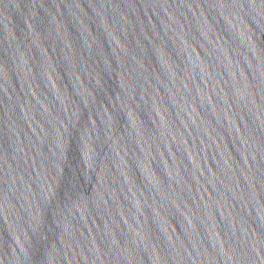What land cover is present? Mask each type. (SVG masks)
I'll return each mask as SVG.
<instances>
[{
	"label": "water",
	"instance_id": "95a60500",
	"mask_svg": "<svg viewBox=\"0 0 264 264\" xmlns=\"http://www.w3.org/2000/svg\"><path fill=\"white\" fill-rule=\"evenodd\" d=\"M0 264H264V0H0Z\"/></svg>",
	"mask_w": 264,
	"mask_h": 264
}]
</instances>
